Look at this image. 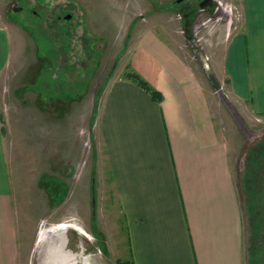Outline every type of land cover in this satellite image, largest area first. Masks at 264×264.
Returning <instances> with one entry per match:
<instances>
[{
  "label": "rangeland",
  "instance_id": "obj_1",
  "mask_svg": "<svg viewBox=\"0 0 264 264\" xmlns=\"http://www.w3.org/2000/svg\"><path fill=\"white\" fill-rule=\"evenodd\" d=\"M212 2L211 11H196L189 22L181 11H165L156 28L151 22L145 27L149 0H0V27L9 43L0 116L12 131L7 151L21 264H117L128 258L107 172L91 163L96 144L89 128L103 82L139 48L168 63L178 58L213 124L228 135L243 195L245 264H264V116L237 107L213 71L211 59L223 46L219 35L227 23L233 33L241 13ZM66 12L71 19L57 18ZM168 25L175 33L159 28ZM188 27L193 43L186 40ZM38 88L40 99L31 93Z\"/></svg>",
  "mask_w": 264,
  "mask_h": 264
},
{
  "label": "crops",
  "instance_id": "obj_2",
  "mask_svg": "<svg viewBox=\"0 0 264 264\" xmlns=\"http://www.w3.org/2000/svg\"><path fill=\"white\" fill-rule=\"evenodd\" d=\"M217 1L236 5L241 22L229 36L219 35L223 46L211 59L213 71L226 82L237 107L264 116V0ZM201 6L211 11L214 3L149 0L145 27L151 22L158 28L165 11L187 10L189 22ZM168 27L159 28L174 32ZM127 59L103 82L89 128L96 144L91 163L106 170L127 233L124 259L133 264H245L243 195L228 135L213 124L201 91L178 58L168 63L139 48ZM8 60L9 43L0 27V76ZM127 66L160 92V101L125 77ZM42 92L31 91L38 99ZM35 104L44 113L46 108ZM3 125L0 116V264H21L7 151L12 131ZM70 130H76L73 121Z\"/></svg>",
  "mask_w": 264,
  "mask_h": 264
},
{
  "label": "trees",
  "instance_id": "obj_3",
  "mask_svg": "<svg viewBox=\"0 0 264 264\" xmlns=\"http://www.w3.org/2000/svg\"><path fill=\"white\" fill-rule=\"evenodd\" d=\"M125 77L131 79L137 85L142 87L145 91H147L152 99L155 101H160L162 96L158 90L153 88L145 79H143L137 72L127 66V70L124 73ZM117 264H133V261L130 259H117Z\"/></svg>",
  "mask_w": 264,
  "mask_h": 264
},
{
  "label": "flooded vegetation",
  "instance_id": "obj_4",
  "mask_svg": "<svg viewBox=\"0 0 264 264\" xmlns=\"http://www.w3.org/2000/svg\"><path fill=\"white\" fill-rule=\"evenodd\" d=\"M208 1H212V0H208ZM89 7V6H88ZM82 8H84L83 7V5H81V9ZM188 8V7H187ZM203 6L201 7V8H199L200 9V11H202L203 10ZM17 9V8H16ZM185 10H186V7H185ZM34 13L36 12L35 10L33 11ZM186 15H188V12H187V10L184 12ZM58 19H61V18H64V19H71L72 18V14L71 13H64V14H62V15H60V16H58L57 17ZM85 18V17H84ZM189 39H191V37H189Z\"/></svg>",
  "mask_w": 264,
  "mask_h": 264
},
{
  "label": "built area",
  "instance_id": "obj_5",
  "mask_svg": "<svg viewBox=\"0 0 264 264\" xmlns=\"http://www.w3.org/2000/svg\"><path fill=\"white\" fill-rule=\"evenodd\" d=\"M231 10H232V11L235 13V16H236L238 12H237V11H235V10H233V8H232Z\"/></svg>",
  "mask_w": 264,
  "mask_h": 264
},
{
  "label": "bare ground",
  "instance_id": "obj_6",
  "mask_svg": "<svg viewBox=\"0 0 264 264\" xmlns=\"http://www.w3.org/2000/svg\"><path fill=\"white\" fill-rule=\"evenodd\" d=\"M55 256H56V254H55ZM59 256V255H58ZM59 258V257H58ZM53 262V261H52ZM55 264V263H54ZM60 264H62V263H60Z\"/></svg>",
  "mask_w": 264,
  "mask_h": 264
}]
</instances>
